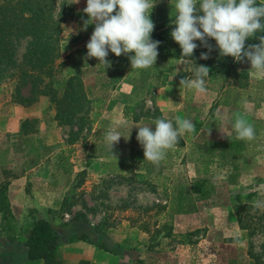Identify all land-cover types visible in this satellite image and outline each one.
<instances>
[{
	"label": "crops",
	"instance_id": "crops-1",
	"mask_svg": "<svg viewBox=\"0 0 264 264\" xmlns=\"http://www.w3.org/2000/svg\"><path fill=\"white\" fill-rule=\"evenodd\" d=\"M83 1L86 7V0ZM165 3L170 5V1ZM163 4L157 1L152 9L155 27L170 16V9L166 13L161 10ZM94 26L90 24L84 30L82 23L72 28L62 41L65 46H62L59 60L78 59L74 56L85 48V58L78 59L82 69L77 68V72L65 76L82 77L92 101L89 124L77 140L71 139L69 126L58 124L56 110L48 97H40L31 106H22L12 101L11 88L0 100V196L4 190L13 215L24 218L27 228L36 218L47 219L58 228L56 216L64 206L63 215L71 219L66 220L61 232L55 229L60 241L85 235V260L94 263L99 264L96 255L106 257L102 246L108 249L119 247L117 243L123 240L112 237L122 234V228H128L131 258L139 255V244L178 238L177 242L187 245H183V250L177 254H169L177 259L178 264H187L185 259L190 251L193 254L190 264L200 263L202 245L204 256L213 264L215 257L218 258L217 264L234 261L248 264L251 261L249 249L252 242L256 244L257 237H251L248 230L241 227L235 208L254 206L259 214L264 210V152L252 158L244 156L237 144L239 141L233 139L232 122L237 117L248 121L255 110H201L205 105L202 96L210 107L217 98L211 88V78L208 86L206 84V92L189 90L181 80L193 79L197 65L190 60L170 57L164 51L158 50L160 56L155 65L146 69H131L128 56L117 57L111 52L107 57L110 66L98 64L96 58L86 56V43ZM173 65L178 67L172 69ZM148 100L155 103V110L141 109ZM167 103L172 110H167ZM217 112L225 119H217ZM260 114L264 117V110H260ZM169 116L175 124L177 119L187 118L196 125V158L192 174H189L195 181L190 184L188 194L195 197L192 198L194 204L183 196L181 184H175V177L148 170L142 146L135 137L132 138V133L127 134L132 125L137 136L136 126H151L157 118L168 119ZM251 120L248 122L252 124ZM113 127L124 136L114 145V154L102 137L103 131ZM219 131H224L225 135ZM228 131L230 133L226 134ZM188 135L187 131L181 134L183 142L178 140L175 146L166 150L163 161L173 149L178 153L185 151ZM127 146H133L132 150L125 149ZM132 151L140 155L135 156ZM80 172L84 178L75 186ZM101 176L119 178L120 182L110 185L103 182L104 178L94 188L88 187L89 181L85 182V179ZM132 179L146 181V187H127L126 182H134ZM124 192L137 200L143 197L147 203L141 206L135 203L134 206L114 197ZM258 201L261 202L259 206ZM122 208L142 210L147 216L138 215L120 222H114L115 218L111 220L107 213ZM72 211L74 214L79 212L81 218H75ZM93 212H97L95 222L90 218L94 217ZM228 219L230 222L227 223ZM230 230L233 232L228 233ZM6 242L10 241L0 238V256L7 254ZM23 251L27 253L25 248ZM120 256L121 252H118ZM40 262L43 261L27 260L25 264Z\"/></svg>",
	"mask_w": 264,
	"mask_h": 264
},
{
	"label": "clouds",
	"instance_id": "clouds-1",
	"mask_svg": "<svg viewBox=\"0 0 264 264\" xmlns=\"http://www.w3.org/2000/svg\"><path fill=\"white\" fill-rule=\"evenodd\" d=\"M78 2V0H75ZM157 0H86L83 12L87 14L83 29L94 24L90 39L86 43L89 58L110 66L109 53L117 57L124 54L130 60L131 69H146L155 65L160 41L152 39L154 21L150 14ZM174 10L171 37L181 49V56L192 59L194 50L204 46L212 50L209 39L221 56H231L238 62H249L251 70L264 74V35L258 44L245 46L246 40L264 32V4L256 0H170ZM196 41H199L198 45ZM209 52L200 54L207 59ZM131 53V55H129ZM209 67L197 65L194 78L181 80L189 90L199 93L207 91L206 77ZM217 119L224 120L217 112ZM154 126V128H153ZM119 127V126H117ZM136 139L143 148L144 160L159 163L185 131L191 133L196 125L191 119L172 120L157 118L153 125L136 126ZM238 139L251 141L255 138L254 126L242 117L232 122ZM116 127L102 132V137L113 153L114 145L122 137ZM124 137V136H123ZM114 154V153H113ZM261 202L258 201L259 206Z\"/></svg>",
	"mask_w": 264,
	"mask_h": 264
},
{
	"label": "rangeland",
	"instance_id": "rangeland-1",
	"mask_svg": "<svg viewBox=\"0 0 264 264\" xmlns=\"http://www.w3.org/2000/svg\"><path fill=\"white\" fill-rule=\"evenodd\" d=\"M164 2V6L162 5L161 10L166 13L167 10H172L173 6L170 3V5H166V1L170 0H157ZM264 1V0H262ZM64 6V14H65V30L63 33L62 41L65 39V35H67L72 28H75L77 24H82L84 23L85 20V13L83 12V9L85 8V3L83 0H78V2H75V0H56L55 4V14H60L62 15L61 12H63V7ZM151 19H154L153 15L150 14ZM158 25V24H156ZM175 27L174 24L169 23L163 27H160V32L163 34V42H161L158 45V50L164 51L163 46L165 42H170L172 44V37H171V30L172 28ZM29 40L28 39H17L15 44H16V57L20 61L22 59V56L24 52L26 51L28 45H29ZM65 46V43L62 44V46ZM161 49V50H160ZM158 54V58H159ZM75 58H85V48L78 54V56H74ZM61 59V58H60ZM78 59H71L70 57L65 61H59L57 66H58V71L61 72L62 76H67V74L71 72H77V68L82 69L79 67V62ZM80 60V59H79ZM239 65L237 68L231 71L227 72H221L217 73L214 76H208L205 79L206 84L208 86V80L210 79V82L212 84V89L215 90L217 93V98L213 99L215 100L213 105L206 103L204 96H202V99L204 101V104L201 107V110H255V113H251L249 116V120H251L252 125L254 126L256 135L255 138L251 141L247 140H241L238 139L235 135V130L232 132L233 139L239 141L237 144L239 145L240 152L244 156L248 157H253L257 153H263L264 152V117L260 114V110H264V74H257L254 71L251 70V65L249 62H238ZM172 64V63H171ZM176 65L172 66V69H176ZM85 73V71L83 72ZM5 85V86H2ZM2 87V88H1ZM11 88L14 89V80L10 76L5 77V79L0 82V100L4 99L5 93L10 92ZM190 94H188V97L190 98ZM208 100V99H207ZM190 101V99L188 100ZM143 102V101H142ZM169 102V101H168ZM178 102V101H177ZM216 102V103H215ZM168 107L167 110H172V106L170 103H167ZM52 108L55 110L51 103ZM147 106V107H145ZM142 110H155V103H150L149 100L146 103L142 104ZM175 109V108H174ZM205 115V113L203 114ZM168 120H172L174 126L176 125L174 122V119L169 116ZM254 120V121H253ZM133 127L127 129L128 130V135L129 133H132V138L135 137V126L132 125ZM68 127V126H67ZM73 131H77V127L75 126ZM220 134L225 135L224 131H219ZM230 132L228 131L229 134ZM186 138L185 143V151L182 150L181 153L175 152L174 149L172 152H170L166 156V161H163V159L157 163L154 164L150 161L147 162V167L148 170L151 172H164L168 173L169 177H175L174 181L175 184L177 185L178 183L181 184V187L183 189L182 194L185 198H189L192 200V198H195L193 195H188L189 194V186L190 184L194 183V178H190L189 174H192L193 171V163L194 159L196 158L195 155V146L197 145V141H195V134L194 131L189 133ZM127 135V136H128ZM183 136V135H182ZM186 137V136H185ZM206 138H208L206 136ZM182 139V138H181ZM179 139L181 142L183 140ZM177 144V143H176ZM175 144V145H176ZM195 144V145H194ZM174 145V146H175ZM133 146H127V150H132ZM135 149V148H134ZM135 156H139L140 154L137 153L136 151H132ZM83 172L78 173L77 179H75V186L77 185L78 182H81L83 180ZM105 178V179H104ZM104 179V180H103ZM106 181V184L109 183L110 185H113L114 183L120 182L119 178H114V177H106V176H101V177H95V179H85V182L89 181L88 187H93L97 186V184H100L101 182ZM133 180V179H132ZM139 180V181H138ZM244 180V179H242ZM134 182H126V186L129 188L134 187L137 189H141L146 187V181H142L140 179L133 180ZM150 181V179H148ZM147 181V183H148ZM172 181V183H174ZM100 182V183H99ZM135 183V184H133ZM175 185V186H176ZM87 188V187H86ZM117 199L120 198L123 202L126 204H132L135 206V203L140 205H145L147 203V200L143 197L141 199L139 198L138 200L132 196H128L126 192L121 193V194H116ZM264 202V200L262 201ZM192 204H194V200H192ZM12 212V211H11ZM264 212V210L262 211ZM261 212V213H262ZM75 217L77 216L78 219H80L81 214L76 212H71ZM97 212L91 213L94 214V217H90L93 222L97 221L96 214ZM248 214L257 217L258 213H255L253 210H248ZM260 213V214H261ZM79 214V216H78ZM107 214H110V219L113 220L114 222H120L122 220H127L129 218H133L136 216H141L144 215L143 217L145 218L147 214L144 211H130V210H125V209H120V210H111V212H108ZM13 215V213H12ZM11 216V215H10ZM14 217L11 218L8 222V226H12V228H5L4 231L0 232V238H3L7 241L5 244V249L7 251V254L4 256H0V264H25V261H27L26 258V251L24 252V246L23 243L26 240V220L24 218L17 217L13 215ZM73 216V217H74ZM225 216V215H224ZM56 226L55 229L59 232H61V228L65 227V222L66 220H70L71 218H66L63 214L61 215L59 213V216H56ZM228 218V217H227ZM230 222L229 219L227 223ZM248 224H251L250 230H248V234L251 235V237H257L256 244L254 245V242L251 243L250 246V252H251V261L249 262L250 264H261V262H264V221L262 223L258 222L256 219L249 218L247 221ZM228 226H230L228 224ZM60 227V228H59ZM220 227V226H219ZM121 229V228H120ZM124 229L122 234H116L112 238L116 240L122 239L123 241L121 243H117L119 247L111 249L107 248L105 246H102L103 251H104V257L102 258L98 257L96 254L95 258L99 259V264H178L177 259L169 255L171 252L173 254H177L181 249L183 250V245L185 246L186 244L182 241L177 242L179 239L178 238H171V239H164L163 241L160 242H149V243H142L139 244V255L137 258H131L130 257V251L129 248L131 246L130 242L128 241L130 239L129 236V230L128 228H122ZM206 230H209L207 228ZM233 231L230 230L228 233H232ZM215 235V234H214ZM85 235L79 236L76 239L72 240H63L61 241V248L59 251V258L64 260L67 264H78L81 261H85ZM91 243L92 245H95L93 242H88ZM183 243V244H181ZM204 244V243H202ZM112 246V243L110 244ZM187 246V245H186ZM202 256L199 257L200 263L198 264H213L212 260H209V257L204 256V245H202ZM93 246H91L92 248ZM4 249V250H5ZM26 249V248H25ZM90 251H93L91 249ZM124 251V252H122ZM126 251V252H125ZM190 250H188L189 252ZM118 252H121V256L118 257ZM199 255V254H197ZM172 258V260H170ZM191 258H193V254L190 251L189 256L186 257V263L190 264L192 263ZM208 258V259H207ZM154 259V260H153ZM176 261V262H175ZM90 264H98L94 263V261H89ZM183 263V262H182ZM218 263V258L215 257L214 264ZM248 263V264H249ZM38 264V263H35ZM40 264H44L43 262H40ZM229 264H237L236 261L233 263L230 262ZM240 264V261H239ZM264 264V263H262Z\"/></svg>",
	"mask_w": 264,
	"mask_h": 264
},
{
	"label": "trees",
	"instance_id": "trees-1",
	"mask_svg": "<svg viewBox=\"0 0 264 264\" xmlns=\"http://www.w3.org/2000/svg\"><path fill=\"white\" fill-rule=\"evenodd\" d=\"M258 4H264L262 0H256ZM56 0H0V82L10 76L14 80L12 101L22 106L35 104L40 97L50 99L56 110V120L60 126H69L77 131H71V139L77 140L80 134L89 124V113L92 101L88 97L85 83L79 75L69 77L62 76L58 71V61L62 56V37L65 30L64 6L62 15L55 14ZM170 16L163 23L156 25L152 32V39L163 42V34L160 27L172 22L174 10H170ZM260 35L246 40L245 46L258 44ZM28 39L29 45L19 61L16 57V40ZM199 45L200 42L196 41ZM212 50L199 46L194 50L192 59H188L195 65L209 67V75L234 70L238 67V61L233 57L221 56L215 45L214 39H209ZM164 53L177 59H186L181 56V49L172 38V44L165 42ZM209 52L207 59H202L200 54ZM248 210L258 213V208L249 205L236 206L235 212L243 229L250 230L249 218L262 223L264 212L258 216L248 214ZM65 207L59 212L64 214ZM67 211V210H66ZM11 215V216H10ZM14 216L10 210L8 197L3 190L0 196V232L8 226V222ZM77 218V217H75ZM26 240L23 246L26 248L28 261H43L44 264H67L59 258L61 241L58 232L52 223L43 218H36L30 228H27ZM78 264H90L89 261H81Z\"/></svg>",
	"mask_w": 264,
	"mask_h": 264
},
{
	"label": "built area",
	"instance_id": "built-area-1",
	"mask_svg": "<svg viewBox=\"0 0 264 264\" xmlns=\"http://www.w3.org/2000/svg\"><path fill=\"white\" fill-rule=\"evenodd\" d=\"M66 218H69V216H66Z\"/></svg>",
	"mask_w": 264,
	"mask_h": 264
}]
</instances>
